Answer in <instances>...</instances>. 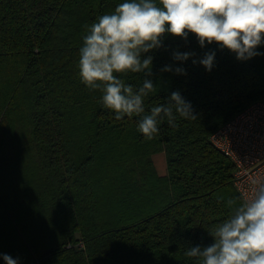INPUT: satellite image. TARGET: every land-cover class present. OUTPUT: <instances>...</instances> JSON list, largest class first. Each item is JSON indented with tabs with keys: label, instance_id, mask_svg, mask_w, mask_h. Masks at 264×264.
Wrapping results in <instances>:
<instances>
[{
	"label": "trees",
	"instance_id": "16d2710c",
	"mask_svg": "<svg viewBox=\"0 0 264 264\" xmlns=\"http://www.w3.org/2000/svg\"><path fill=\"white\" fill-rule=\"evenodd\" d=\"M122 2L0 0V254L18 264H195L184 251L213 243L207 230L239 202L233 164L208 136L264 99V54L238 60L193 34L166 35L143 54L157 89L146 112L179 91L196 119L164 120L149 140L140 117L117 120L79 77L85 26ZM177 51L195 55L175 61ZM207 52L211 71L199 63Z\"/></svg>",
	"mask_w": 264,
	"mask_h": 264
},
{
	"label": "clouds",
	"instance_id": "9594fccd",
	"mask_svg": "<svg viewBox=\"0 0 264 264\" xmlns=\"http://www.w3.org/2000/svg\"><path fill=\"white\" fill-rule=\"evenodd\" d=\"M85 29L78 63L81 82L99 90L103 107L117 120L140 117L137 129L150 140L164 120L175 127L178 116L196 117L179 91L146 112L144 100L157 89L151 79L153 57L143 54L162 47L166 35L187 40L193 34L201 48L215 43L238 60L262 55L257 49L264 45V0H124ZM194 55L177 51L173 59L183 62ZM214 60L215 52H207L199 63L211 71ZM161 71L187 74L171 65ZM129 72L143 74L142 86L119 78ZM227 204L231 214L207 230L213 243L187 247L184 255L195 264H264V175L250 177L239 202L229 199ZM0 256L5 264H18L10 255Z\"/></svg>",
	"mask_w": 264,
	"mask_h": 264
},
{
	"label": "built area",
	"instance_id": "2783aa9c",
	"mask_svg": "<svg viewBox=\"0 0 264 264\" xmlns=\"http://www.w3.org/2000/svg\"><path fill=\"white\" fill-rule=\"evenodd\" d=\"M233 164L232 184L239 197L250 177L264 175V99H258L229 117L208 136Z\"/></svg>",
	"mask_w": 264,
	"mask_h": 264
}]
</instances>
